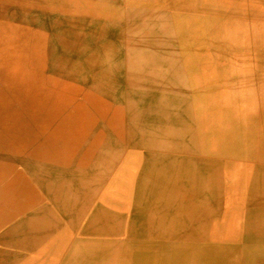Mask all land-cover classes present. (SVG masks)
Instances as JSON below:
<instances>
[{"label": "rangeland", "instance_id": "1", "mask_svg": "<svg viewBox=\"0 0 264 264\" xmlns=\"http://www.w3.org/2000/svg\"><path fill=\"white\" fill-rule=\"evenodd\" d=\"M204 1L207 9L198 11L194 2L189 8L190 0H0V264H140L147 259L132 245L128 261L120 259L122 233L126 226L135 233L140 218L163 198L180 216L176 226L195 235L189 246L185 242L190 258L175 264L192 262L199 236L205 247L207 231L219 224L214 221L229 224L231 207L236 212L247 203L250 158L264 156V146L248 143L244 111L232 142L226 133L219 140L218 167L231 183V197L196 199L203 186L209 189V159L206 179H182L192 149L185 131L197 130L191 114L198 115L206 88L189 51L228 24L226 43L234 40V64L241 68L248 46L264 37V0ZM254 79L249 86L261 106L264 81ZM134 86L142 91L139 114L129 109ZM245 94L234 93V105ZM153 112L167 117L157 116L166 128L153 134L154 153L165 145L169 154L167 190L157 188L163 187L159 182L153 186L154 178L149 186L139 184V166L130 155L137 140L144 142ZM255 113L251 129L264 122V109ZM254 133L251 142L258 138ZM133 164L137 169L128 170ZM160 211L165 215L164 207ZM100 241L112 245V253L104 244L89 252ZM233 254L231 249L230 261Z\"/></svg>", "mask_w": 264, "mask_h": 264}, {"label": "bare ground", "instance_id": "2", "mask_svg": "<svg viewBox=\"0 0 264 264\" xmlns=\"http://www.w3.org/2000/svg\"><path fill=\"white\" fill-rule=\"evenodd\" d=\"M193 2L199 6L198 8L195 7L198 11L207 9V5H206L207 2L204 0L203 1L190 0L189 3L190 9L191 6L193 5ZM187 9H188V1L185 2L183 1L182 11L186 12ZM140 14L145 16L144 13H140ZM125 17L126 19L130 18L127 12L125 13ZM8 24L10 23L8 22ZM224 27L229 30L228 24L225 25ZM225 28L217 31L211 37L210 40L209 39L205 40L200 45H198V47H192V49H190L189 51L191 55L190 61H196L197 70L200 69L202 71L203 77H205V81H203V85L205 84L206 88L204 89L205 91H201L200 102L197 103L198 115L194 113V110L191 114V119H195L197 130L195 128V130H190L189 132H187V130L185 131L187 147L189 146V148L192 149H190L189 152H187L184 161L182 179H191L192 181H195L197 183L200 182L202 179H206L204 178V175L206 174L205 173L206 161L204 162V160L207 159L208 161L209 159L208 166L209 167L211 166V170H212V176L211 179L209 178V182H208L209 189L206 187L207 185L203 186L201 188L202 193L200 191L198 192L201 195L196 197V199H200L199 197H201V200L204 199V202H206L209 197H211L212 200L213 199L211 196L212 194L218 200L222 199L224 195L226 196L229 195L231 197V183L230 181L226 180V178L225 179L223 178L220 169L218 167L220 162V152H221L219 140H222L224 133H226L227 134L226 137L229 136L228 143L232 142V137L234 138V129H233L234 125L235 123L236 126H238L239 124L235 120L238 119L242 111H244L242 113L243 117L246 119L247 124H249L248 130L250 132L248 131L249 132L248 143L250 144V146H252V148L255 145H257V143L260 146L261 144L264 146V122L256 124L255 129H251L249 123L251 117L255 118L257 114L255 113V110H262V108L264 109V105L260 106L259 100L258 102L254 100L257 96L255 92L256 90L252 91L249 86V84L255 82L254 78H259L261 81L263 79L264 81V37L255 39L254 48L250 49L248 46V48L246 49V51L248 52L247 54L249 56L248 60L246 61L244 59L241 60L242 62L241 68L240 67L238 68V66L234 64V59H236L237 56L236 52H238V48L237 46L234 48L233 45L234 40L231 41V44L226 43L228 40L226 37L227 35H225L226 34ZM184 32L188 36H192L195 33L194 31H192V28H188V27H185ZM228 34L229 37H231V33L228 32ZM257 43H263V44L262 46L259 47ZM211 75L213 76L211 77ZM242 78L244 80L246 79L245 81L243 80L244 83L242 82ZM246 84H248L249 89L246 87L245 90ZM242 91L246 92L245 96L242 99L243 101L236 102L235 103L236 106H235L233 101L234 93L238 95V93H242ZM141 92L142 91L139 90L137 86H134L133 90H131V94H130L131 102L129 104V109L131 110L132 113L138 112L139 114V112L143 108L140 106V104H138L137 106L136 103V98L140 94H142ZM165 108L166 107L163 106L160 109L164 112ZM161 115L164 120L165 118L167 119L165 114H161ZM161 115L157 114V112L154 114L153 112L152 117L150 119L151 121H148L145 127L143 128V132H145L144 142L142 138L140 140H137V143L135 142L136 144L134 145L133 148H131L132 150L130 152V155L133 159L136 160V165L139 166V173H140L139 184L141 183V185L143 186L147 184L149 186V183L151 182V178L152 180L154 178L153 186H156V182H159L160 184H162L163 187H157V188H162L163 190H167V188H169V182H166L164 178H166L170 169L169 165L166 166L167 165L166 160L169 154L165 153L167 151L165 145H160L157 152L154 153L157 143L153 137V134L155 133V131H161L163 133L166 128V126L165 127L161 126L162 123L161 125L159 124L160 120H158L157 116L161 117ZM241 119L242 116H240L239 118L240 122L242 121ZM254 132L256 133L258 138L254 142H251ZM210 140L212 145L208 147L207 144L210 143ZM136 165L133 164V167L132 168L129 167L128 170L132 171L134 169H137ZM262 171H264V156L263 155L260 157L251 156L250 169L247 172L248 174L246 176L247 187L245 186L247 190L246 199L248 203L253 202V200L250 197H252L254 193L259 194V192L255 191V189L261 187L262 183L264 182L263 181L264 175H262ZM44 174H47L46 171H44ZM159 178H162L163 181ZM256 190L260 191L259 188ZM69 200L72 201L73 199H69ZM232 200L233 199L231 198V201ZM128 204L129 203L126 201V205ZM160 204L161 205L152 206L149 210V214L147 215V217L142 216L140 218L139 225L138 227H136L135 233L131 234L130 232L131 228L126 226L127 230L124 233H122L123 235L122 239L125 241V243L123 242L124 243L123 256L125 257V259L123 257H120V259L122 258L123 262L128 261V259L126 258L128 257L126 255L127 252L126 250L128 246L131 245L135 246L136 255H138L139 258L146 257L147 259L144 262L139 261L140 264H175L176 259L178 260L182 258L183 260H185L187 255L188 258H190L189 257L190 251L186 249H189L188 240H192V237L195 238V235L193 236L191 235L190 227L186 226L182 228V227H178L179 225L176 226V224H181V222H179L180 216L174 214L173 209L164 198L161 200ZM161 206L164 207L166 211L165 215H163L162 211H160ZM124 207L126 206L124 205ZM231 209L233 212L232 207ZM114 211L115 209L112 210V213ZM229 216H231V218H229V224L225 226H223V224L222 226H220L222 220L214 221L215 223L218 222L219 224L214 225L213 227L212 225L210 226V228L212 227L211 229L213 228L216 229H213L212 232H210L209 230L207 231L208 234H207V241L205 242L206 243L205 247L203 244V236L200 235L199 237L201 238L197 240L199 242L198 247H200V251L197 250L198 255L195 257V260H193L192 262L187 261V263L183 262L181 264H232V261L229 260L228 253L231 252L232 249L231 229L229 228L232 227V223L234 219L233 213H231ZM111 231L112 230H107L106 233H110ZM186 241L188 244L187 247H186L187 244H185ZM100 242L99 243L95 242L93 246L89 248V252H93L96 251L97 249L102 248V244L104 243L102 241ZM121 242L122 240L119 242L120 246H122ZM223 243L224 245L223 247H221ZM105 247L108 249L107 251L110 253L111 252L110 249L112 248V245H105ZM203 254H206L205 255L206 258L203 256ZM191 255L193 256L194 254Z\"/></svg>", "mask_w": 264, "mask_h": 264}, {"label": "crops", "instance_id": "3", "mask_svg": "<svg viewBox=\"0 0 264 264\" xmlns=\"http://www.w3.org/2000/svg\"><path fill=\"white\" fill-rule=\"evenodd\" d=\"M258 188L255 191L259 194L250 197L252 203L244 202L241 209L232 212V264H264V182Z\"/></svg>", "mask_w": 264, "mask_h": 264}]
</instances>
